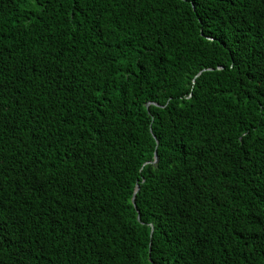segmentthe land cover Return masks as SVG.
Returning a JSON list of instances; mask_svg holds the SVG:
<instances>
[{"label": "trees", "instance_id": "obj_1", "mask_svg": "<svg viewBox=\"0 0 264 264\" xmlns=\"http://www.w3.org/2000/svg\"><path fill=\"white\" fill-rule=\"evenodd\" d=\"M0 264H264V0H0Z\"/></svg>", "mask_w": 264, "mask_h": 264}, {"label": "water", "instance_id": "obj_2", "mask_svg": "<svg viewBox=\"0 0 264 264\" xmlns=\"http://www.w3.org/2000/svg\"><path fill=\"white\" fill-rule=\"evenodd\" d=\"M157 160H158V159H157V156H156V161H157ZM156 161H155V162H156ZM133 202L135 203V200H133Z\"/></svg>", "mask_w": 264, "mask_h": 264}]
</instances>
